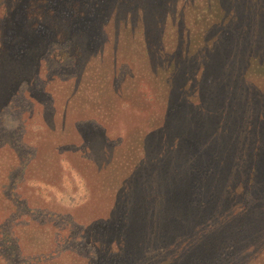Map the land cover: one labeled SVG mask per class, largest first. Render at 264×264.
<instances>
[{
  "label": "trees",
  "instance_id": "1",
  "mask_svg": "<svg viewBox=\"0 0 264 264\" xmlns=\"http://www.w3.org/2000/svg\"><path fill=\"white\" fill-rule=\"evenodd\" d=\"M39 78L60 84L62 130L69 107L115 113L129 100L143 135L135 127L121 158L105 135L91 139L99 171L129 172L111 229L87 242L95 258L60 248L61 235L27 257L17 178L56 173L36 161L48 139H24L28 157L14 147L20 120L0 145V264H264V0H0V120Z\"/></svg>",
  "mask_w": 264,
  "mask_h": 264
},
{
  "label": "rangeland",
  "instance_id": "2",
  "mask_svg": "<svg viewBox=\"0 0 264 264\" xmlns=\"http://www.w3.org/2000/svg\"><path fill=\"white\" fill-rule=\"evenodd\" d=\"M59 85L56 82L45 85V80L39 78L34 88L37 100L33 96L31 101L24 95L15 100L17 108L7 112L0 120V145L6 134L16 131L20 120L23 121V119H26V136L16 132L13 140L14 147L18 148L23 155L28 157L33 152L24 149L22 144L24 139L28 146H39L46 143L47 139L51 143L45 145L48 151L43 158H38L36 161L42 167L40 170L51 166L56 173L55 177H46L44 171L38 172L28 168L24 176H19L16 182V193L21 195L20 201L24 199L25 206V210L20 208V222L16 219L17 224L24 220L22 227L17 229L24 256L27 254V257H32L40 251L48 253L55 246L49 244L48 247V244L44 243L61 235L69 236L70 240L60 248L68 253L80 254L89 260L94 259L96 255L93 247L87 242L91 243L92 236L96 233L109 232L111 229L112 224L109 219L118 202L116 195L129 173L122 170L118 173L112 172L110 166L108 168L111 172L99 171L95 164L88 161L92 160V155L89 154L91 139L97 134V137L105 135L107 139L105 138L104 141L109 149L117 148L116 156L121 158V154L125 153L128 147L136 144L132 135L135 127L138 126L141 129L137 134L139 139L143 135V126L140 123L143 112L137 102L131 107V101L127 100V104L117 107L115 113L103 114L94 110L92 113L80 116L81 120L76 121L80 118L76 112L77 107H69L71 110L68 112L69 120L66 122V129L62 130L63 110L59 106L58 99L63 97L59 95ZM136 93L143 95L138 90ZM53 96L56 97L54 103ZM31 109L32 116H29L27 113ZM49 114H53L57 124L56 134H60V142L57 144L53 140L56 137L54 133L51 137L46 134L48 133L46 121ZM4 168L11 169L8 165ZM34 209L46 210L55 215L48 217L41 212L32 213ZM25 212L27 215L22 216ZM114 229L120 230L119 227ZM10 247L13 251H18L17 243L14 241ZM14 260L13 264L20 263V259L15 257ZM1 264L5 262L2 261Z\"/></svg>",
  "mask_w": 264,
  "mask_h": 264
}]
</instances>
